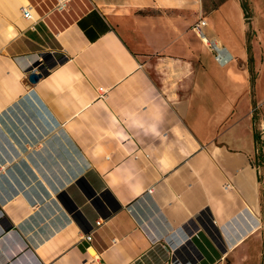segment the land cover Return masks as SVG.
I'll list each match as a JSON object with an SVG mask.
<instances>
[{
    "label": "crops",
    "instance_id": "1",
    "mask_svg": "<svg viewBox=\"0 0 264 264\" xmlns=\"http://www.w3.org/2000/svg\"><path fill=\"white\" fill-rule=\"evenodd\" d=\"M75 1L0 0V122L32 98L85 161L60 202L0 197V264H254L262 90L238 0Z\"/></svg>",
    "mask_w": 264,
    "mask_h": 264
},
{
    "label": "rangeland",
    "instance_id": "2",
    "mask_svg": "<svg viewBox=\"0 0 264 264\" xmlns=\"http://www.w3.org/2000/svg\"><path fill=\"white\" fill-rule=\"evenodd\" d=\"M238 2L250 18L246 20L249 27L247 65L250 83L254 89L262 90V96H256L252 106L253 129L257 147L260 148L256 162L261 168L262 230L258 245L253 240L249 243L251 252L255 242L257 245L254 264H264V0ZM80 8L78 14L85 10L83 6ZM15 105L3 115L12 124L0 122V197H14L25 192L32 198H38L39 202L47 198L62 199L59 191L85 168L83 157L67 135L72 132L66 126L51 123L47 113L32 98L22 99ZM25 131L31 138L27 142L20 138ZM250 261L246 264H250Z\"/></svg>",
    "mask_w": 264,
    "mask_h": 264
},
{
    "label": "built area",
    "instance_id": "3",
    "mask_svg": "<svg viewBox=\"0 0 264 264\" xmlns=\"http://www.w3.org/2000/svg\"><path fill=\"white\" fill-rule=\"evenodd\" d=\"M54 3L52 4L49 12H58L61 13L62 11H65L67 7H69L75 0H53ZM21 16L26 19L27 21H35L34 15L32 14V11H30L29 8L23 7L21 8ZM205 27V21L199 20L194 26L193 31L196 33V35L204 42L203 39L205 38V35L202 32V29ZM212 50L215 52V59L220 65H225L230 57L229 54L221 47L216 46L215 41L211 42H205ZM224 51V53H223ZM229 57V59H228ZM44 68V59L39 61L38 65H34L31 67V69L27 70L26 73L31 72H42V69ZM99 91H102V88L99 89ZM257 173H259L257 171ZM102 223V220H97L95 223V226H99ZM85 241L90 242L91 234H86L84 236Z\"/></svg>",
    "mask_w": 264,
    "mask_h": 264
},
{
    "label": "water",
    "instance_id": "4",
    "mask_svg": "<svg viewBox=\"0 0 264 264\" xmlns=\"http://www.w3.org/2000/svg\"><path fill=\"white\" fill-rule=\"evenodd\" d=\"M42 72H31L29 73L27 79L30 84H36L42 77Z\"/></svg>",
    "mask_w": 264,
    "mask_h": 264
},
{
    "label": "trees",
    "instance_id": "5",
    "mask_svg": "<svg viewBox=\"0 0 264 264\" xmlns=\"http://www.w3.org/2000/svg\"><path fill=\"white\" fill-rule=\"evenodd\" d=\"M212 8H216V4H213V5H212ZM254 139H255V142L257 143V137H256L255 134H254Z\"/></svg>",
    "mask_w": 264,
    "mask_h": 264
},
{
    "label": "bare ground",
    "instance_id": "6",
    "mask_svg": "<svg viewBox=\"0 0 264 264\" xmlns=\"http://www.w3.org/2000/svg\"><path fill=\"white\" fill-rule=\"evenodd\" d=\"M204 40V42H207V40L206 39H203ZM216 46L217 47H219V45L218 44H216ZM223 53H224V51H223ZM228 59H229V57H228Z\"/></svg>",
    "mask_w": 264,
    "mask_h": 264
}]
</instances>
